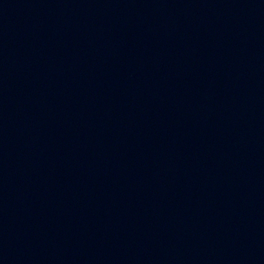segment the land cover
<instances>
[{
    "label": "water",
    "instance_id": "water-1",
    "mask_svg": "<svg viewBox=\"0 0 264 264\" xmlns=\"http://www.w3.org/2000/svg\"><path fill=\"white\" fill-rule=\"evenodd\" d=\"M0 264H264V0H0Z\"/></svg>",
    "mask_w": 264,
    "mask_h": 264
}]
</instances>
